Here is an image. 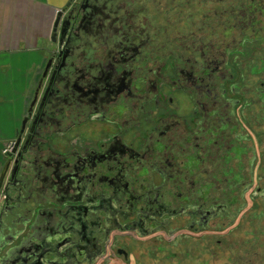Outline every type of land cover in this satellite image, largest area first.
I'll list each match as a JSON object with an SVG mask.
<instances>
[{
    "label": "flooded vegetation",
    "instance_id": "1",
    "mask_svg": "<svg viewBox=\"0 0 264 264\" xmlns=\"http://www.w3.org/2000/svg\"><path fill=\"white\" fill-rule=\"evenodd\" d=\"M57 32L0 173V264L125 262L263 197L264 0H73ZM88 123L109 129L68 139Z\"/></svg>",
    "mask_w": 264,
    "mask_h": 264
},
{
    "label": "rangeland",
    "instance_id": "2",
    "mask_svg": "<svg viewBox=\"0 0 264 264\" xmlns=\"http://www.w3.org/2000/svg\"><path fill=\"white\" fill-rule=\"evenodd\" d=\"M168 31L170 32V29ZM55 50L56 48L50 50L49 55L51 56ZM40 90L39 95L42 93V89ZM180 103L184 113L190 110L188 99L183 97ZM21 126L22 124L14 134L15 138L6 146L0 147V173L7 161L6 153L11 152ZM108 129L97 123H88L85 127L74 129L68 134V139L79 136L97 140ZM51 144L61 153L68 148L67 143L60 138L53 139ZM257 147L256 174L264 145ZM262 175L264 177V174ZM261 193L263 197L259 195L254 201H251V195L247 196L246 208L240 212L234 223L222 227L219 231L213 230V227L205 231V240H201L200 236L194 233L186 232V228L175 235L130 236L124 241L125 243L123 242L124 244H120L126 247L129 254L128 261L124 262L122 257H117L114 252L107 250L103 257L92 264H264V186L261 188Z\"/></svg>",
    "mask_w": 264,
    "mask_h": 264
},
{
    "label": "crops",
    "instance_id": "3",
    "mask_svg": "<svg viewBox=\"0 0 264 264\" xmlns=\"http://www.w3.org/2000/svg\"><path fill=\"white\" fill-rule=\"evenodd\" d=\"M69 0H0V147L24 122L50 50V33Z\"/></svg>",
    "mask_w": 264,
    "mask_h": 264
},
{
    "label": "water",
    "instance_id": "4",
    "mask_svg": "<svg viewBox=\"0 0 264 264\" xmlns=\"http://www.w3.org/2000/svg\"><path fill=\"white\" fill-rule=\"evenodd\" d=\"M69 1H70V2H68V3L66 4V6H65L64 9L59 10V11H57V13H56V17H55V20H54V23H53V26H52V29H51V33H50V40H51L50 42H52L53 44H56L57 41H58L57 27H58V25H59V23H60V17H61V14H63V12L65 11L66 8H69V6H70V4H71V2H72L73 0H69ZM63 33H64V32H63ZM63 33L61 32V38L63 37V36H62ZM48 71H49V64H47V66H46V68H45V70H44L43 78H45V77L47 76ZM33 105H34V103L31 105V107H30V109H29V114H30L31 111H32V106H33ZM27 120H28V117H27L26 119H24V122H22V126H21V128H20V131L18 132V135H17L16 141H15V143H14L13 148L11 149V152H10V153H6V156H7V157H11L13 154H16L17 148H18V146H19V144H20V142H21V137H22V135H24L23 133H24V130H25V125H26V123H27ZM7 169H8V164L5 166V168H4V170H3V173L1 174L2 176H1V179H0V187H1L2 183H3V179H4V176H5L6 172H7Z\"/></svg>",
    "mask_w": 264,
    "mask_h": 264
}]
</instances>
